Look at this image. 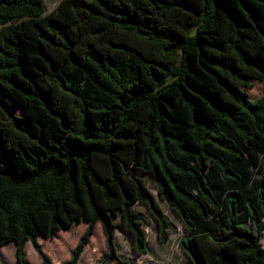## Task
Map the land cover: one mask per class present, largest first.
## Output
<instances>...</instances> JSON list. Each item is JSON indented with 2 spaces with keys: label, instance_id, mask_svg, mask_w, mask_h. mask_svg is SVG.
Wrapping results in <instances>:
<instances>
[{
  "label": "trees",
  "instance_id": "1",
  "mask_svg": "<svg viewBox=\"0 0 264 264\" xmlns=\"http://www.w3.org/2000/svg\"><path fill=\"white\" fill-rule=\"evenodd\" d=\"M139 172L190 264H264V0H0V246L52 264L39 235L85 221L77 264L100 223L129 264L115 217L139 255L134 204L170 231Z\"/></svg>",
  "mask_w": 264,
  "mask_h": 264
},
{
  "label": "rangeland",
  "instance_id": "2",
  "mask_svg": "<svg viewBox=\"0 0 264 264\" xmlns=\"http://www.w3.org/2000/svg\"><path fill=\"white\" fill-rule=\"evenodd\" d=\"M59 0H44L45 12H49L55 7ZM139 175L144 179L150 191L154 194L157 203L162 209L170 227L167 240L160 242L157 238V226L154 218L148 212L146 205L134 204L133 210L141 216L145 217L148 224L142 227L146 231V248L145 254H137L133 250L132 236L125 231L122 226L121 217L114 218L115 235L114 241L117 245L118 255L129 262V264H189V259L181 251L178 241L181 237L186 235L178 217L171 209L167 201L162 200L157 195V187L155 183L148 177L147 174L139 172ZM86 227V222L81 221L75 223L71 227L57 232V237L47 238L40 236V244L43 250L48 254L52 264H62L70 257V253L81 233ZM264 230L262 233L261 244L264 245ZM107 251L105 244V236L102 231L100 223L94 226L93 234L89 243L85 246L80 255L77 264H116L115 260L111 262L101 261V256ZM1 255L4 264H13L15 260L12 251V241L5 242L1 246ZM25 258L28 264H37L38 255L32 248L30 242L25 247ZM1 264V263H0ZM16 264V262H15Z\"/></svg>",
  "mask_w": 264,
  "mask_h": 264
},
{
  "label": "crops",
  "instance_id": "3",
  "mask_svg": "<svg viewBox=\"0 0 264 264\" xmlns=\"http://www.w3.org/2000/svg\"><path fill=\"white\" fill-rule=\"evenodd\" d=\"M40 236H42V235H39V237H38V240H39V241H40ZM132 241H133V240H132ZM28 242H29V241H26L25 244H24V248H23V250H24V256H25V247H26V245H27ZM1 246H2V245H1ZM1 246H0V255H1ZM116 246H117V245H116ZM14 248H15V242L12 241V251H13V256H14ZM1 256H2V255H1ZM2 258H3V257H2ZM25 259H26V258H25ZM26 261H27V259H26ZM15 262H16V264H18L16 260H13V264H15ZM27 263H28V262H27ZM37 264H42L40 258L38 259ZM189 264H190V263H189Z\"/></svg>",
  "mask_w": 264,
  "mask_h": 264
},
{
  "label": "water",
  "instance_id": "4",
  "mask_svg": "<svg viewBox=\"0 0 264 264\" xmlns=\"http://www.w3.org/2000/svg\"><path fill=\"white\" fill-rule=\"evenodd\" d=\"M157 194H159V190L157 189Z\"/></svg>",
  "mask_w": 264,
  "mask_h": 264
}]
</instances>
